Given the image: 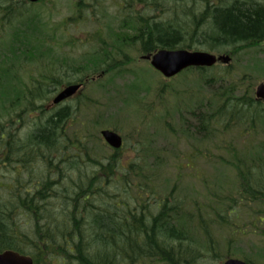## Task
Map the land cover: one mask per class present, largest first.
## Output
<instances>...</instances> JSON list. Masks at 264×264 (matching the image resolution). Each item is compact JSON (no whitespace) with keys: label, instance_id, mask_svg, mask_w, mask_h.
Wrapping results in <instances>:
<instances>
[{"label":"trees","instance_id":"1","mask_svg":"<svg viewBox=\"0 0 264 264\" xmlns=\"http://www.w3.org/2000/svg\"><path fill=\"white\" fill-rule=\"evenodd\" d=\"M94 1L75 0L73 15L61 27L50 13L30 11L11 34V57L2 62L23 58L37 62L42 70L38 77L31 76L28 86L18 88L11 82L17 75L10 77L9 67L0 66L1 108L10 109L22 100L28 117L36 114L29 118L30 123L26 115L5 121L0 116V247L31 255L35 264H211L222 259L216 232L230 228L229 217L251 205L255 206L250 211L255 215L251 223L264 243V158L240 155L232 136L238 128L244 142L261 134L260 140L264 139L260 130L264 102L255 98L244 76L243 89L227 80L232 64L216 68V72L205 67L183 72H199L200 80L211 90V97L199 106L204 111H188L192 122L183 119L184 131L203 134L205 146L202 148L200 140V146L184 156L193 163L204 151L209 161L213 148L231 155L228 161L217 160L234 167L238 177V197L224 194L226 203L207 184V196L202 200L180 197L176 186L160 194L154 169L167 156L150 150L146 140L136 139V155L128 161L122 157L124 147L96 156L91 150L98 135L91 130V105L98 103L94 98L82 93L73 106L56 110L37 106L50 101L58 86L71 82L97 83L102 88L106 76L125 80L135 60L128 54L132 49L140 59L160 48L192 49L195 44L232 56L242 48L258 47L264 44V0H137L160 15L132 9V17L114 26L103 23V3ZM133 1L126 8L133 7ZM169 2L189 7L181 9L183 16L173 8L172 15L163 5ZM26 3L0 0V13L4 12L0 26L3 17L9 22L20 19ZM81 22L96 25L92 38L82 43L67 38L70 26ZM59 32L63 42L67 39L61 46ZM76 74L80 75L74 78ZM164 87L169 86L163 84L160 93ZM167 129L174 130L169 124Z\"/></svg>","mask_w":264,"mask_h":264},{"label":"rangeland","instance_id":"2","mask_svg":"<svg viewBox=\"0 0 264 264\" xmlns=\"http://www.w3.org/2000/svg\"><path fill=\"white\" fill-rule=\"evenodd\" d=\"M74 1L45 0L42 4L33 6L30 3H26V6L22 9L23 16L20 19H11L9 22L8 17H3V24L0 26V66L2 68L9 67L8 73L10 77L13 73L17 75V79H11V82L14 84L16 82L18 88H21L20 85L23 84L28 86L31 76L38 77L42 69L37 62L23 58L2 62V60L6 59V56L11 57L9 45L11 34L15 27L27 17L30 11L36 10L50 13L53 22L61 27V22L73 15ZM86 1L89 3L95 2L94 0ZM97 1L103 3L100 7L102 21L105 24H109V26L117 25L120 20L132 17L134 13L132 9L136 11L149 10V15H160V11L156 12L150 8H145V5H142L137 0L133 1V7L130 8H126V4L130 0ZM164 4V8L171 9L169 12L172 15L173 8L174 11L183 16L182 10L185 7H189L187 4L182 5L180 3L173 5L172 2ZM96 13L99 14L98 12ZM2 16H4V12L0 13V18ZM95 26L93 22L73 23L65 36L67 38L72 37L74 40L78 39L82 43L92 38L90 35L93 33ZM66 40L63 42V34L59 32L58 45L61 46L62 42L65 43ZM192 49L207 50L204 46L198 44H195ZM73 54H71V57H73ZM128 54L135 59L130 67L131 74H129L128 78H125V80L115 77L111 79L109 75L102 78L105 87L102 86L100 88L97 83H91L84 87L83 93L98 102L96 106L91 105V130L94 134H98L96 142H91V150L94 154L100 157L113 152L101 139L100 131L105 128L117 130L125 139V146L122 152V157L125 160L128 161L136 155V139L146 140L145 142L150 150H160L157 155L167 156V159H164V162L154 169L157 171L155 187L160 194L165 195L173 186H176L180 197L187 199L200 197L202 200V196H207L206 191L208 189L205 187L207 184L210 190L218 193L219 196L217 198L222 203H226L223 197L224 194H230L237 198L238 195L235 193V188L238 177L235 168L230 164L217 162V160L228 161L231 158L229 153L213 148L209 152L212 159L207 161L204 156L206 153L203 151L201 153L202 158L194 160L193 163H189L184 156L185 153L188 154L192 149L200 146V140H202V148L205 146L203 134L202 136H193L183 129L185 127L183 119L185 118L192 122L190 120V112L204 111L205 108L199 106L211 97V90L200 80L199 72L198 74L197 72L182 73L173 79H167L160 72L154 70L149 62L135 58L139 57V53L134 49L130 50ZM57 55L62 56L61 53ZM232 57L233 71L228 75L229 78L227 80L229 82H235V84L240 85L239 88L243 89L245 87L242 79L244 76L249 85L251 83L253 90H255L258 83L264 82V44L258 47L242 48ZM224 66L226 65L217 64L213 66L212 68H215L213 72L218 70L216 68ZM79 75L76 74L74 78ZM163 84L169 87H164L163 93H160L159 88ZM60 89L61 86H58L57 91ZM54 95L55 93L50 96L51 99ZM75 103L76 99L71 98L54 108L50 106L51 101L38 102L37 106L44 105L45 107L48 106L49 110H56L68 104L73 106ZM4 104L6 106L10 104L9 99ZM24 104L20 100L10 109H2L0 104L1 121L10 120L15 115L22 114ZM35 115V113L30 117L27 115L26 120L30 123L31 120L29 118H34ZM93 115L96 119L95 124L93 123ZM83 118L84 116L81 115L80 119L83 120ZM167 124H169L171 129L174 128L172 133L169 132L171 131L170 129H167ZM27 125L29 126L28 123ZM260 128L264 132V125H260ZM27 131L28 129L26 128L23 131L24 134ZM233 131H235L232 135L234 137V146L239 149L240 155H260L264 158V139L260 140L263 134L248 143V141L244 142V137H239L238 128ZM221 139L222 136L218 138V142ZM221 143L224 144V142ZM261 144L263 148H261ZM252 207L255 206L239 208L237 216L229 217L232 226L230 228H222L216 232L215 240L222 259L212 260L211 264H223L224 260L230 257L249 259L256 264H264V243L258 232L254 231V224L251 223L252 217L255 216L251 215ZM196 242L198 244L201 243L200 240ZM139 264L148 263L140 262Z\"/></svg>","mask_w":264,"mask_h":264},{"label":"water","instance_id":"3","mask_svg":"<svg viewBox=\"0 0 264 264\" xmlns=\"http://www.w3.org/2000/svg\"><path fill=\"white\" fill-rule=\"evenodd\" d=\"M37 2L40 0H29ZM150 60L151 65L160 71L165 77H172L184 69L196 66L205 67L213 66L217 62L229 63L231 60L228 54H215L203 50H189L185 48L178 49H159L152 54L144 57ZM81 83L69 84L65 86L53 98V105L58 104L74 95L78 94L81 89ZM255 95L258 100L264 101V82L257 85ZM102 135L106 141L113 147L119 148L122 145V136L116 131L104 129ZM0 264H33V259L30 256L19 254L13 250L0 252ZM224 264H249L247 261L238 258H228Z\"/></svg>","mask_w":264,"mask_h":264}]
</instances>
